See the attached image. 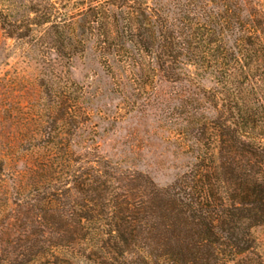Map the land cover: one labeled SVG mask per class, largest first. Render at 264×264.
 I'll return each mask as SVG.
<instances>
[{
    "label": "rangeland",
    "instance_id": "1",
    "mask_svg": "<svg viewBox=\"0 0 264 264\" xmlns=\"http://www.w3.org/2000/svg\"><path fill=\"white\" fill-rule=\"evenodd\" d=\"M49 2L71 25V35L81 41L69 62L70 80L82 87L80 104L88 114L84 127L69 140L75 158L97 161L100 169L119 181V188L133 177H142L164 189L195 169L201 150L197 129L205 125L207 137L209 119L220 110L212 100L220 87L197 53L206 51L211 27L224 36L226 16L237 9V0ZM46 3L0 0L2 148L9 144L29 148L34 144L32 134L59 129L63 122L57 111L51 115L50 97L38 88L39 71L27 63L25 49L1 29L7 21L24 32L31 27L33 9ZM89 20L91 28L84 25ZM234 40L232 36V44ZM60 65L56 72L63 76ZM258 73L263 75L264 69ZM12 187L8 181L0 188V264H97L103 257L104 251L97 248L102 244L92 232L86 240H74L71 252L59 258L40 255L48 244L68 245V237L62 236L65 230L76 232L71 211L79 196L63 200L61 210L41 211L32 198L16 195ZM253 237V254L231 264H264V227L254 229Z\"/></svg>",
    "mask_w": 264,
    "mask_h": 264
},
{
    "label": "trees",
    "instance_id": "2",
    "mask_svg": "<svg viewBox=\"0 0 264 264\" xmlns=\"http://www.w3.org/2000/svg\"><path fill=\"white\" fill-rule=\"evenodd\" d=\"M236 4L226 16L224 36L211 27L206 51L197 53L220 87L212 95L220 110L214 107L207 137L205 125L197 129L201 150L195 169L164 189L142 177L119 188L97 161L75 158L69 140L88 114L80 104L82 87L70 80L69 62L81 41L58 9L49 0L35 7L24 32L15 23L1 24L39 71L37 86L50 97L51 115L57 111L63 122L59 129L32 134L29 148L0 146V188L10 181L16 195L32 198L41 211L61 210L72 194L80 200L71 211L76 232L67 229L62 236L68 245L48 244L40 255L59 258L91 232L104 251L97 264H231L253 254V231L264 227V74L258 73L264 69V2ZM232 36L240 47H233Z\"/></svg>",
    "mask_w": 264,
    "mask_h": 264
}]
</instances>
